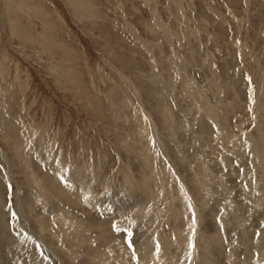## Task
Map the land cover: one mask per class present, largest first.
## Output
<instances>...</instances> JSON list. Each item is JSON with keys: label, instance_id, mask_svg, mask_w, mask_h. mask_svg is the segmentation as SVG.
<instances>
[{"label": "rangeland", "instance_id": "1", "mask_svg": "<svg viewBox=\"0 0 264 264\" xmlns=\"http://www.w3.org/2000/svg\"><path fill=\"white\" fill-rule=\"evenodd\" d=\"M0 147V264H264V0H0Z\"/></svg>", "mask_w": 264, "mask_h": 264}, {"label": "bare ground", "instance_id": "2", "mask_svg": "<svg viewBox=\"0 0 264 264\" xmlns=\"http://www.w3.org/2000/svg\"><path fill=\"white\" fill-rule=\"evenodd\" d=\"M135 94H137L138 95V92H137V90L135 89ZM1 148V147H0ZM4 156V155H3ZM4 159V158H3ZM5 160V159H4ZM13 176V175H12ZM12 176H10L11 178H12V181L13 182H15V180H14V176L12 177ZM162 178V177H161ZM68 184V183H67ZM73 185V184H72ZM70 186V185H69ZM66 190H67V188H65ZM69 190L70 189H68V191H66V192H64V191H62V193H61V196H63V195H66L67 196V198H69L70 196H69V194H71V192H69ZM73 190V189H72ZM56 191H58V190H56ZM71 191V190H70ZM60 192V191H59ZM68 192V193H67ZM74 194V193H73ZM58 195V194H57ZM72 195V194H71ZM61 196H59V197H61ZM58 197V196H57ZM62 198V197H61ZM64 198V197H63ZM64 200V199H63ZM65 201V200H64ZM66 202V201H65ZM18 214V213H17ZM26 228V227H25ZM26 231L28 232V229L26 228ZM28 233H30V232H28ZM35 238V237H34ZM35 239H37V238H35ZM117 250V249H116ZM96 253V252H95ZM94 255V254H93ZM123 255V254H122ZM124 258H125V256H123ZM99 258V257H98ZM97 258V259H98ZM121 258V257H120ZM51 260H54V262H55V264H59L58 263V260L56 259V257L54 258V259H51ZM117 260V259H116Z\"/></svg>", "mask_w": 264, "mask_h": 264}]
</instances>
